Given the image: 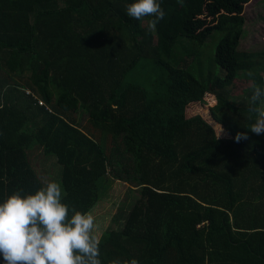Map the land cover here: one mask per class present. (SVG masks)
Masks as SVG:
<instances>
[{
	"label": "trees",
	"instance_id": "16d2710c",
	"mask_svg": "<svg viewBox=\"0 0 264 264\" xmlns=\"http://www.w3.org/2000/svg\"><path fill=\"white\" fill-rule=\"evenodd\" d=\"M249 1L159 0L149 32L126 13L134 0H0V203L42 187L36 142L76 210L92 213L110 182L140 188L122 226L100 232L102 264H264V135L247 128L264 53L239 49ZM214 30L222 74L198 78L190 41ZM142 57L165 70L163 90L124 83Z\"/></svg>",
	"mask_w": 264,
	"mask_h": 264
},
{
	"label": "clouds",
	"instance_id": "9594fccd",
	"mask_svg": "<svg viewBox=\"0 0 264 264\" xmlns=\"http://www.w3.org/2000/svg\"><path fill=\"white\" fill-rule=\"evenodd\" d=\"M178 3L182 5L183 0ZM126 13L135 20L152 17L147 21L149 32H154L165 16L159 0H134L126 5ZM248 113L254 122L247 128L264 135V88L258 85H253ZM214 132L219 140L223 126L219 124ZM248 138L247 132L235 136L237 142ZM99 245L94 217L65 203L57 181H43L34 193L15 190L0 203V256L4 264H102Z\"/></svg>",
	"mask_w": 264,
	"mask_h": 264
},
{
	"label": "rangeland",
	"instance_id": "374dc122",
	"mask_svg": "<svg viewBox=\"0 0 264 264\" xmlns=\"http://www.w3.org/2000/svg\"><path fill=\"white\" fill-rule=\"evenodd\" d=\"M243 14L245 22L239 49L264 53V0H250L244 8ZM142 23L145 25L147 19L142 20ZM222 36L223 34L220 30H214L199 45L190 41L191 48L197 52V58L193 65L188 66V70L198 78L201 76L200 73L205 76L209 72L221 76V69L213 63L212 57L216 45ZM179 44L180 42L174 48L178 57L185 55L183 53L184 48H177ZM190 59L188 57L186 60L190 61ZM177 60L176 58L173 59V57L166 59L169 63H175ZM261 75L264 77V71L261 72ZM124 83L137 84L147 90H163L166 84V73L162 66H158L153 62L152 58L142 57L136 66L124 76ZM242 86H246V84L238 81L235 88L241 89ZM77 116L79 123L83 124L88 117L87 111L79 109ZM26 153L30 164L42 182L54 180L61 184V166L56 162L52 153H46L36 142L27 145ZM108 180L107 178H102L98 184L108 183ZM139 192L140 188H132L121 181L109 183L107 188H105L103 198L95 205L91 213L94 217V224H97L95 225V230L98 236L106 228L118 229L122 226L123 220L132 204L139 198Z\"/></svg>",
	"mask_w": 264,
	"mask_h": 264
},
{
	"label": "crops",
	"instance_id": "0c3cea01",
	"mask_svg": "<svg viewBox=\"0 0 264 264\" xmlns=\"http://www.w3.org/2000/svg\"><path fill=\"white\" fill-rule=\"evenodd\" d=\"M2 193H3V191L1 190V187H0V196H1Z\"/></svg>",
	"mask_w": 264,
	"mask_h": 264
},
{
	"label": "built area",
	"instance_id": "2783aa9c",
	"mask_svg": "<svg viewBox=\"0 0 264 264\" xmlns=\"http://www.w3.org/2000/svg\"><path fill=\"white\" fill-rule=\"evenodd\" d=\"M29 91L28 90H26V93H28ZM39 103H41V101H39Z\"/></svg>",
	"mask_w": 264,
	"mask_h": 264
}]
</instances>
